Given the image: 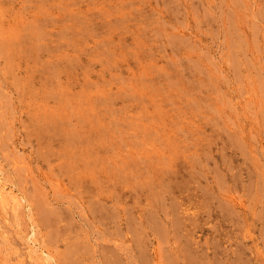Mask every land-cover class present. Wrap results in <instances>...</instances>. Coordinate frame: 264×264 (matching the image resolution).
I'll return each instance as SVG.
<instances>
[{
    "label": "rangeland",
    "instance_id": "1",
    "mask_svg": "<svg viewBox=\"0 0 264 264\" xmlns=\"http://www.w3.org/2000/svg\"><path fill=\"white\" fill-rule=\"evenodd\" d=\"M0 264H264V0H0Z\"/></svg>",
    "mask_w": 264,
    "mask_h": 264
}]
</instances>
